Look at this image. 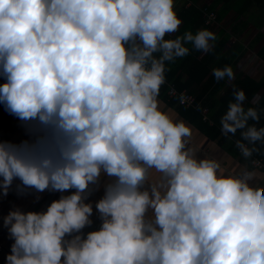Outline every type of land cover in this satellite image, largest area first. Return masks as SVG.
<instances>
[{
	"label": "clouds",
	"instance_id": "obj_1",
	"mask_svg": "<svg viewBox=\"0 0 264 264\" xmlns=\"http://www.w3.org/2000/svg\"><path fill=\"white\" fill-rule=\"evenodd\" d=\"M181 23L175 0H0V103L30 137L0 142V190L74 189L9 211L6 264H264V190L245 187L264 179L198 158L192 127L159 99L167 65L218 39L166 38ZM212 74L234 78L228 65ZM244 101L235 91L220 129L239 130L247 164L264 152V112ZM101 189L100 227L85 234Z\"/></svg>",
	"mask_w": 264,
	"mask_h": 264
},
{
	"label": "crops",
	"instance_id": "obj_2",
	"mask_svg": "<svg viewBox=\"0 0 264 264\" xmlns=\"http://www.w3.org/2000/svg\"><path fill=\"white\" fill-rule=\"evenodd\" d=\"M235 2L236 0H197L195 2L196 5L207 4L214 7L219 16L221 15L219 21H217V23L213 26H201L197 29L198 31L200 29L207 28L216 33L218 37L216 41L217 43L220 41L221 37L226 35L230 36L225 48L221 50L219 55L229 58L234 56L236 50L240 48L236 60L231 66L234 72L233 79L229 80L225 77L223 80H215L212 83V69L210 74H208L205 80H203L200 88L204 89V86L208 85L206 98H211L209 103H213L214 100L220 102L226 95L227 91L235 89L238 81L245 76H248L257 82L264 79V58L261 55L264 48V0H255L253 5H251L250 8L243 14L239 12L242 5L239 7V5L235 4ZM175 6L178 15L184 8L189 7V5L187 6V0H175ZM181 20L182 23L178 30L169 34V37L175 38L179 35L184 24L183 19ZM187 46L190 49V53H192V46L190 44ZM212 54V51L207 53L201 51L198 56L200 58H209ZM194 55H196V53ZM187 57L188 55L182 58H177L175 62L169 63V69L178 68ZM183 68L184 66H180L176 74V77L179 78L181 83L188 80V72ZM4 82V78L0 76V84H3ZM215 91L217 92L215 93ZM253 91L254 87L250 86L245 92L244 106L246 109L249 106H256L258 104L264 94V87H262V89L256 94H252ZM210 95H212V97ZM159 99L166 109H171L179 119H183L192 127V145L198 149V158L213 156L219 159L226 174L232 173L244 176L255 172L261 179H264V170L254 168L241 160L232 139L226 140L223 143L220 140V137L217 139L212 138L207 132L200 128L199 123L193 122L186 117L179 105L171 103L166 95L160 94ZM231 100H234V97L229 101ZM223 114L224 113H221L217 118L220 120ZM27 139H30V137L23 122L16 116L6 111L4 104L0 103V142L8 141L18 144ZM19 183V180H14L13 185L6 196H4L2 194V190H0V232L4 233L2 243L6 246H11L12 243H14V240L10 238L8 230L3 223L4 217L9 213V211L15 210L16 208H19L23 212L46 210L47 206L53 200L59 199L60 196L65 195V193H71L74 191V189H70L66 190L64 193H60L58 191L53 192L48 190L37 192L34 189H27L23 194H18L16 185ZM245 187L246 191L250 192L259 193L264 190V184H262L259 180H254L251 185H247ZM102 195L103 189L94 192L89 197V200L93 203V212L96 215H98V212L95 209V201L100 199ZM37 197H39V199H37ZM93 230L96 229L92 224L90 226H86L82 231L86 234L88 231ZM0 264H2L1 260Z\"/></svg>",
	"mask_w": 264,
	"mask_h": 264
},
{
	"label": "trees",
	"instance_id": "obj_3",
	"mask_svg": "<svg viewBox=\"0 0 264 264\" xmlns=\"http://www.w3.org/2000/svg\"><path fill=\"white\" fill-rule=\"evenodd\" d=\"M196 1L197 0H193L192 1L193 4L191 6L184 8L179 13L178 16L184 21V24L181 28L179 35H182L186 31H192L195 34L197 29H199L201 26L211 27L215 23H217V21H219L221 15L219 16V14L214 9V7H211L207 4H203V6H208L209 9L214 10L217 13L216 21L210 25H207L203 17V11L202 9H200V7H198L199 5L195 4ZM228 1H231V0H228ZM254 1L255 0H236L235 4L239 5V7L242 5L239 9V12L243 14L250 8L251 5H253ZM166 38H172V37L166 36ZM229 38L230 36L226 35L224 37H221L218 43L215 42V47L212 50L213 54L209 58H200L198 55L200 54L201 51L191 49L192 53L188 54V57L184 59V62H182L178 68L169 69L170 66L167 65L169 70L168 72H166V80L169 82H172L179 91L184 90V89L189 90L191 93L196 95L197 100L198 102L201 103V105L209 108V121H207V120H204L201 110L196 109V108H187L185 106L179 105L183 113L186 115V117H188L193 122L199 123L200 128L204 130L205 132H207L212 138L217 139L220 137V140L223 143L226 140L232 139V141L235 144L234 146H236V140L240 138L239 130L234 136H232L231 134H229V137L223 136L221 133V129H220V120L217 117L221 113H225V111L227 110V105H228L227 102L234 97L235 91H238V89H243L244 92H246L248 87L253 86L254 91L252 94H256L262 89V87H264V79L262 81L257 82V81H254L252 78L245 76L238 81V84L235 89L227 91L226 95L222 98L220 102H217L214 100L213 103H209V100L211 98H206V94L208 92V85L205 84L206 86H204V89L200 88L203 80H205L206 76L210 74L211 70L214 68H217V67L223 68L226 65L232 66L240 51V48H239L234 53L235 55L229 58L223 57V55H219L221 50L225 48ZM195 53L196 55H194ZM261 55L264 58V48L262 50ZM180 66H184L183 69L188 72V80L184 83H181L179 78L176 77V74ZM212 78L213 79L211 82L213 83L216 79L213 75H212ZM167 92H168V86L165 85L161 89L160 94L166 95V97L171 103H173L174 105H177V97L169 98V95ZM216 92L217 91H215V93ZM210 96L212 97V95ZM247 108H252V110L257 113L258 119H259L260 113L264 112V94L256 106H249ZM249 128H251V125H249ZM254 130L257 132L264 130V120H260L257 127ZM255 151L257 152L256 156L264 161V158H262L264 157V152H261L260 149H255ZM237 152L239 154L238 149H237Z\"/></svg>",
	"mask_w": 264,
	"mask_h": 264
},
{
	"label": "built area",
	"instance_id": "obj_4",
	"mask_svg": "<svg viewBox=\"0 0 264 264\" xmlns=\"http://www.w3.org/2000/svg\"><path fill=\"white\" fill-rule=\"evenodd\" d=\"M193 2L191 0H187V6H191ZM200 9L203 11V17L205 19V23L207 25H210L214 23L217 19V13L214 10L209 9L208 6L199 5ZM167 85L168 86V95L169 98H175L177 97V105H182L187 108H196L201 110V113L204 117V120L209 121V108L206 106L201 105L200 102H198L197 97L195 94L191 93L189 90L184 89L179 91L177 87L172 83L166 80L165 84L161 87V89ZM161 91V90H160ZM183 93L185 96V103H180V94ZM202 106V107H201ZM240 155V154H239ZM249 165H251L254 168L264 170V161L257 156L253 158V160L247 162ZM70 193H65V195H68ZM93 220V227L98 230L100 227L101 221L99 220V215H96L93 212V215L91 216ZM4 237V233L0 232V260L2 264H6V256L11 254V246H6L2 243V238Z\"/></svg>",
	"mask_w": 264,
	"mask_h": 264
}]
</instances>
